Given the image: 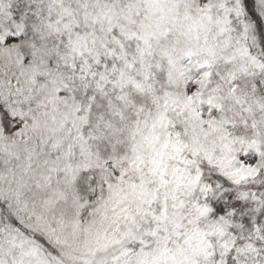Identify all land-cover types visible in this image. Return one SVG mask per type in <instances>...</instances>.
Masks as SVG:
<instances>
[{
    "label": "snow or ice",
    "instance_id": "snow-or-ice-1",
    "mask_svg": "<svg viewBox=\"0 0 264 264\" xmlns=\"http://www.w3.org/2000/svg\"><path fill=\"white\" fill-rule=\"evenodd\" d=\"M0 264H264V0H0Z\"/></svg>",
    "mask_w": 264,
    "mask_h": 264
}]
</instances>
